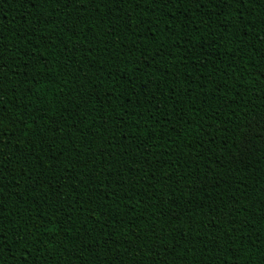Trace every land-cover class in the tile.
<instances>
[{
  "label": "trees",
  "instance_id": "16d2710c",
  "mask_svg": "<svg viewBox=\"0 0 264 264\" xmlns=\"http://www.w3.org/2000/svg\"><path fill=\"white\" fill-rule=\"evenodd\" d=\"M0 264H264V0H0Z\"/></svg>",
  "mask_w": 264,
  "mask_h": 264
}]
</instances>
